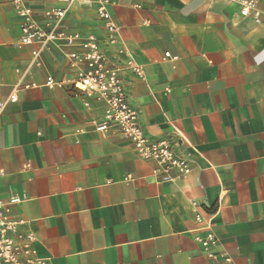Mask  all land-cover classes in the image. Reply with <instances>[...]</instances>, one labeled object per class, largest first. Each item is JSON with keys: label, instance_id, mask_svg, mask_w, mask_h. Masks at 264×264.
<instances>
[{"label": "crops", "instance_id": "1", "mask_svg": "<svg viewBox=\"0 0 264 264\" xmlns=\"http://www.w3.org/2000/svg\"><path fill=\"white\" fill-rule=\"evenodd\" d=\"M25 3L38 23L45 10L65 9L58 32L93 35L110 62L133 59L142 76L120 77L141 127L180 138L192 165L185 179L160 183L155 163L119 133L95 130L103 105L74 93L68 64L82 48L18 44L20 18L0 0V199L25 196L11 214L34 235V256L264 264V0L259 22L226 0H113L112 43L91 0ZM47 77L62 86H47ZM205 225L230 262L205 257L194 240Z\"/></svg>", "mask_w": 264, "mask_h": 264}, {"label": "built area", "instance_id": "2", "mask_svg": "<svg viewBox=\"0 0 264 264\" xmlns=\"http://www.w3.org/2000/svg\"><path fill=\"white\" fill-rule=\"evenodd\" d=\"M16 15L20 18L18 44L44 45L60 40L63 45L80 47L68 55V64L75 72L72 85L74 93L92 98L103 105V115L96 122L95 130L119 133L131 143L136 156L144 161H152L155 168L152 174L160 183H169L185 179L192 171L188 154L181 150L182 140L172 136L151 137L140 125L137 110L130 104L120 77L122 71H129L142 76L141 67L128 59L123 64L109 61L102 50L99 40L93 35L81 38L77 33L65 34L57 30L58 22L65 16V9L45 10L42 23L33 18L32 9L25 0H9ZM95 4L96 16L103 21L106 29L105 43H112L116 26L112 21L108 7L113 0H91ZM238 7L239 15L251 16L259 22L257 5L260 0H226ZM32 60L38 64V50L31 52ZM165 57H169L166 53ZM46 85L61 87L62 83L47 77ZM15 95H10L8 101H13ZM85 106H89L87 102ZM5 102L0 100V115ZM25 199V196L10 195L5 200L0 199V264H46L44 259L34 256L32 233L20 231L22 222L13 218L11 206ZM196 220L202 222L197 215ZM212 227L205 225L203 235H195L194 240L199 245L205 257L222 259L230 262V257L218 250L219 240L212 232Z\"/></svg>", "mask_w": 264, "mask_h": 264}]
</instances>
